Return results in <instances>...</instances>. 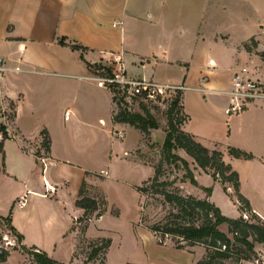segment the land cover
<instances>
[{"label":"crops","instance_id":"0c3cea01","mask_svg":"<svg viewBox=\"0 0 264 264\" xmlns=\"http://www.w3.org/2000/svg\"><path fill=\"white\" fill-rule=\"evenodd\" d=\"M117 55L129 78L189 88L181 96L188 118L182 131L222 153L238 175L248 214L264 223V104L228 117L226 96L196 90L227 88L242 69L245 77L264 84V0H0V60L7 68L0 77V108L12 112L10 131L16 136L3 141L0 152V218H8L14 240L9 245L16 248L2 264H33L22 248L58 264H84L76 257L80 237L110 241L103 264L202 259L204 249L161 245L141 223L143 195L137 188L154 176L153 167L138 157L146 153L144 136L113 121L111 95L90 79L97 70L110 69ZM112 131L123 132V138ZM129 131L136 132L133 142ZM43 132L49 142L45 168L37 160ZM228 148L252 158H234ZM185 155L194 163L197 183L187 194L208 200L223 214L226 199L236 211L226 216L240 218L245 212L233 189L226 186L225 192ZM83 183L89 198L104 201L101 215L87 222L76 205ZM218 229L230 236L226 224ZM129 232L144 250L141 259L125 257ZM254 251L264 264V246L255 244Z\"/></svg>","mask_w":264,"mask_h":264},{"label":"trees","instance_id":"16d2710c","mask_svg":"<svg viewBox=\"0 0 264 264\" xmlns=\"http://www.w3.org/2000/svg\"><path fill=\"white\" fill-rule=\"evenodd\" d=\"M73 49H78L73 46ZM114 102V100H113ZM140 103V102H139ZM143 104V103H142ZM146 105V104H144ZM147 106V105H146ZM118 112L113 116L115 123L127 124L136 130H139L144 138L149 135L150 129H157L158 126L148 110L143 109L144 115L131 114L126 109H122L118 105ZM168 127L162 144L163 156L167 162L179 161L184 168L185 178L193 186H197L192 172L189 170L185 160L172 153L175 149H181L195 164L210 175L215 181H219L226 192V186L233 189L236 202L243 212L249 213L250 207L241 194L239 193V179L236 172H234L228 164L222 160V153L218 150H209L197 143L194 138L183 132L181 127L187 121V116L182 112L180 94L177 93L172 100H170L167 108ZM42 148L45 152L48 151V139L46 134L41 133ZM2 150V142H0V152ZM228 154L234 158L251 159L252 156L241 152L235 148H228ZM160 171L158 168L154 169V177L145 183H151L155 194H160L164 197L166 203L174 208V212L169 213L165 218L149 227L150 230L160 241L161 236H172L184 242L189 247L195 245H204L206 248V256L202 257L196 264H211L213 262L232 260L237 264L242 261H256L260 262L254 251L255 244L264 246V223L257 217L252 216L251 220H245L242 216L238 219H230L223 216L220 210L212 205L208 200H199L193 196H181L178 193H170L159 191L157 187L163 184H158ZM137 190L141 194H146L149 190L144 186L138 187ZM207 196L211 194V189H204ZM77 207L83 209L84 220L87 222L91 216L95 218L101 215L99 206L104 205V201L99 203L95 199L87 196L86 186L83 183L79 190L78 199L76 201ZM9 223L8 218L1 219ZM221 224L228 226V235L222 233L218 227ZM86 225L81 228V233H84ZM110 241L107 239H99L89 242L90 252L84 264L92 262L100 257V264H103L105 254L109 248ZM183 248V246H177ZM12 250H16L13 248ZM22 251L30 256L33 264H58L44 253H40L34 249H24ZM10 251L0 247V264L4 263L9 257ZM132 264V263H127ZM219 264V263H216Z\"/></svg>","mask_w":264,"mask_h":264},{"label":"rangeland","instance_id":"374dc122","mask_svg":"<svg viewBox=\"0 0 264 264\" xmlns=\"http://www.w3.org/2000/svg\"><path fill=\"white\" fill-rule=\"evenodd\" d=\"M249 45H252V43ZM249 45H247L246 47L248 48ZM259 83L264 87L263 83L261 82ZM179 94L181 98L182 92H180ZM169 103L170 101H164L160 105L146 104L147 105L146 106L142 103H139L136 99H130V100L120 99L119 102H117L118 105L120 104L122 109H126L131 114L144 115L143 109L148 110L158 126L157 129H150L149 135L146 137V139L143 138V140H145V143L147 145L146 153L138 155V157L143 162L150 164L153 167V169L155 168L159 169L160 176L158 179V184H163V185H160L159 187H157V189L159 191H164V192L178 193L181 196H191L187 194V188L188 187L190 188L191 187L190 185L192 184L189 182L187 178H185L186 172L184 168L182 167V164L179 161H176L174 163L167 162L163 156L162 144H163V141H164V138L167 132V127H168L167 108L169 106ZM118 109L119 108L117 106L116 113L118 112ZM112 136L114 137L113 131H112ZM128 136H129L130 142H133L137 138L136 132H133V131H129ZM118 142H121V141H118ZM41 145H42V139L39 143V146ZM118 145L120 144L117 143V146ZM39 152L41 154V151ZM172 153L179 156L183 160L187 159L188 161H186V163L188 165L189 170L191 171L190 164L194 165V163H190V159L182 152L181 149H175L172 151ZM141 186H144L145 188H148L149 190L146 194L144 195L142 194L143 199H141L140 201V220H141L142 225L149 227L153 224H156L162 221L165 218V216L175 211L171 205L165 202L164 197L162 195L154 193V189L151 187V183H143ZM111 192H112L111 194L112 198L116 200L117 195L115 191L111 190ZM224 200H225L224 201L225 206H223L222 209L225 215L223 213L221 214L224 216L234 215L236 211L229 205L226 199ZM121 205L124 206L125 203ZM248 218L249 220H251V217L249 214H248ZM125 221H127V218H124L123 220L124 230H125V226L127 223ZM224 231L226 232V230ZM131 233L129 232L124 237L125 239L124 254H125V257L129 260H138V259H141L139 257L140 255L142 256L144 250L139 242L134 241V238L132 237ZM12 237L13 236H12V233L10 232L8 222L5 220H0V247L5 250L12 251V249L15 248L9 245V244H13L14 242L13 239L11 240ZM159 237H161V241L158 238H157V241L161 245L171 244L174 247H177L179 245L183 246V248L189 247L184 242H180L179 239L176 237L161 236V235H159ZM195 246H198L204 249V251L206 250L204 245H195ZM89 252H90L89 242L85 241L83 238L80 237L78 240L76 257L80 259L81 262L84 263ZM205 256H206V251L203 257ZM216 263L237 264V262L234 259L213 262L211 264H216ZM90 264H100V257H98V259L94 260ZM258 264H263V261L260 259V262H258Z\"/></svg>","mask_w":264,"mask_h":264},{"label":"built area","instance_id":"2783aa9c","mask_svg":"<svg viewBox=\"0 0 264 264\" xmlns=\"http://www.w3.org/2000/svg\"><path fill=\"white\" fill-rule=\"evenodd\" d=\"M113 66L110 69H100L93 73L90 77L96 86L107 91L117 108L120 99L130 100L136 99L143 104L160 105L164 101H170L180 92H184L189 88L183 84L157 83L150 80L129 78L124 70L121 58L117 55L112 60ZM7 71L3 62L0 60V77ZM246 70L242 69L240 73H235L227 88L220 90H209L206 88L196 89L203 94H217L226 96L228 106L224 113L228 117L238 116L255 103L264 104V87L250 78L245 77ZM12 112L7 108H0V142L5 140H15L16 136L10 131V116ZM69 111L65 112V119H68ZM116 139H122L124 134L121 131L113 132ZM41 154L37 160L41 162L45 168L47 155L42 146H39ZM44 186L49 194L55 189L44 183ZM24 200L20 202L23 206ZM242 217L249 220L248 214L244 213ZM258 264V261H256Z\"/></svg>","mask_w":264,"mask_h":264}]
</instances>
